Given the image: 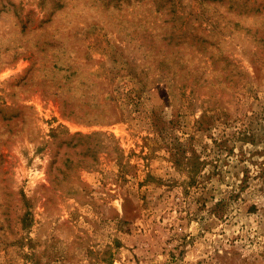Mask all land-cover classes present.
Listing matches in <instances>:
<instances>
[{
  "label": "rangeland",
  "instance_id": "rangeland-1",
  "mask_svg": "<svg viewBox=\"0 0 264 264\" xmlns=\"http://www.w3.org/2000/svg\"><path fill=\"white\" fill-rule=\"evenodd\" d=\"M0 264H264V0H0Z\"/></svg>",
  "mask_w": 264,
  "mask_h": 264
}]
</instances>
